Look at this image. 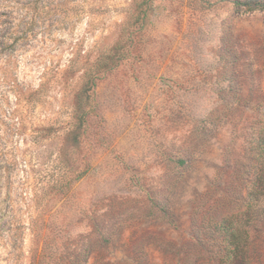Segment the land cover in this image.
I'll use <instances>...</instances> for the list:
<instances>
[{"label":"rangeland","instance_id":"374dc122","mask_svg":"<svg viewBox=\"0 0 264 264\" xmlns=\"http://www.w3.org/2000/svg\"><path fill=\"white\" fill-rule=\"evenodd\" d=\"M233 1L45 0L0 66V264L37 247L64 264H218L209 226L242 210L264 108V11ZM251 238L264 264V219Z\"/></svg>","mask_w":264,"mask_h":264},{"label":"trees","instance_id":"16d2710c","mask_svg":"<svg viewBox=\"0 0 264 264\" xmlns=\"http://www.w3.org/2000/svg\"><path fill=\"white\" fill-rule=\"evenodd\" d=\"M232 3L246 13L264 11V0H234ZM45 9V0H0V66H8L16 55L18 44L30 40L29 29L35 23L36 15L44 13ZM109 60L113 61V57L107 54L98 65L99 69H106ZM97 77V71L87 73L84 89L76 95L74 130L78 131L87 117L88 93L95 87ZM257 128L256 134L246 147L250 175L242 210L213 220L209 226L218 249V264L252 262L251 227L264 219V108L259 112ZM58 183L57 180L54 185ZM74 262L69 264H87L88 261L86 259L83 262L81 257L77 256ZM64 263L47 256L45 250H40L39 247L31 252L29 260V264Z\"/></svg>","mask_w":264,"mask_h":264}]
</instances>
